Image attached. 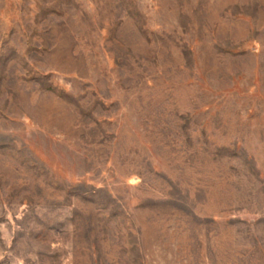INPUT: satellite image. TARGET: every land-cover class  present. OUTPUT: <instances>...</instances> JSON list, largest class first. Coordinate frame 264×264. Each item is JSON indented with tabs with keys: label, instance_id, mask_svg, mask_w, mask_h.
Here are the masks:
<instances>
[{
	"label": "rangeland",
	"instance_id": "rangeland-1",
	"mask_svg": "<svg viewBox=\"0 0 264 264\" xmlns=\"http://www.w3.org/2000/svg\"><path fill=\"white\" fill-rule=\"evenodd\" d=\"M0 264H264V0H0Z\"/></svg>",
	"mask_w": 264,
	"mask_h": 264
}]
</instances>
